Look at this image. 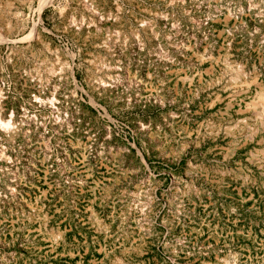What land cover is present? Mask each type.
I'll list each match as a JSON object with an SVG mask.
<instances>
[{
    "label": "rangeland",
    "instance_id": "obj_1",
    "mask_svg": "<svg viewBox=\"0 0 264 264\" xmlns=\"http://www.w3.org/2000/svg\"><path fill=\"white\" fill-rule=\"evenodd\" d=\"M46 1L0 0V264H264V0Z\"/></svg>",
    "mask_w": 264,
    "mask_h": 264
},
{
    "label": "bare ground",
    "instance_id": "obj_2",
    "mask_svg": "<svg viewBox=\"0 0 264 264\" xmlns=\"http://www.w3.org/2000/svg\"><path fill=\"white\" fill-rule=\"evenodd\" d=\"M50 0H47L46 2H40L39 4V7L37 8V11L39 12V10L42 8V6H44L43 4L45 3H49ZM35 34V26L32 27L31 31H30V35H34ZM0 95H1V88H0ZM3 125V124H2Z\"/></svg>",
    "mask_w": 264,
    "mask_h": 264
}]
</instances>
